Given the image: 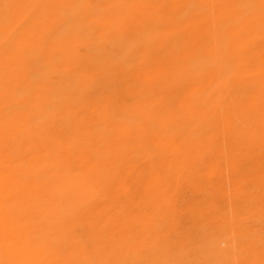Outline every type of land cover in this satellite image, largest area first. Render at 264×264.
I'll list each match as a JSON object with an SVG mask.
<instances>
[{"label":"bare ground","instance_id":"1","mask_svg":"<svg viewBox=\"0 0 264 264\" xmlns=\"http://www.w3.org/2000/svg\"><path fill=\"white\" fill-rule=\"evenodd\" d=\"M0 264H264V0H0Z\"/></svg>","mask_w":264,"mask_h":264}]
</instances>
